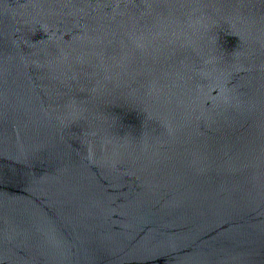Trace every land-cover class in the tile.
Listing matches in <instances>:
<instances>
[{"label": "water", "instance_id": "1", "mask_svg": "<svg viewBox=\"0 0 264 264\" xmlns=\"http://www.w3.org/2000/svg\"><path fill=\"white\" fill-rule=\"evenodd\" d=\"M0 264H264V0H0Z\"/></svg>", "mask_w": 264, "mask_h": 264}]
</instances>
